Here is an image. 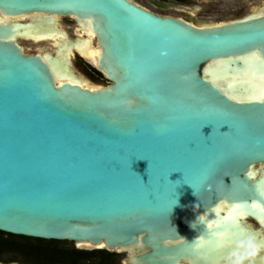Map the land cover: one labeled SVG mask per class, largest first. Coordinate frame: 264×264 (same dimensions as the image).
I'll return each instance as SVG.
<instances>
[{"label": "water", "instance_id": "obj_1", "mask_svg": "<svg viewBox=\"0 0 264 264\" xmlns=\"http://www.w3.org/2000/svg\"><path fill=\"white\" fill-rule=\"evenodd\" d=\"M20 38L46 40L29 52ZM96 49L95 64L80 53ZM260 77L264 0L210 20L136 0H0V230L121 264L226 263L235 234L259 230L247 216L264 226Z\"/></svg>", "mask_w": 264, "mask_h": 264}, {"label": "trees", "instance_id": "obj_2", "mask_svg": "<svg viewBox=\"0 0 264 264\" xmlns=\"http://www.w3.org/2000/svg\"><path fill=\"white\" fill-rule=\"evenodd\" d=\"M96 73L102 74L96 70ZM66 240L13 234L0 230V260L4 253H15L21 264H112L114 251L106 248H79ZM95 259H98L95 262Z\"/></svg>", "mask_w": 264, "mask_h": 264}, {"label": "rangeland", "instance_id": "obj_3", "mask_svg": "<svg viewBox=\"0 0 264 264\" xmlns=\"http://www.w3.org/2000/svg\"><path fill=\"white\" fill-rule=\"evenodd\" d=\"M136 1L159 13H168V14H173V15L187 16L186 12L178 11L173 8L163 9L161 11L160 8L151 5L147 0H136ZM183 1H184V4H189L193 2L194 3H198V2L205 3L206 2V0L205 1L203 0H183ZM213 1H215V3L218 4V8H219L218 11L198 12L196 16L199 18H204L206 20L208 19H228V18L235 17V16H238L246 12L249 9L250 4L253 1L256 2L257 0H213ZM259 1L260 0H258L257 2ZM60 21L63 22V24L66 26L67 30L71 34V30L74 29V22L68 19L67 17H64L63 19L60 18ZM22 42L27 43V45H29V42H26V41H22ZM28 51L29 52L36 51L35 46L30 47ZM74 61L78 69H80L83 72L91 73V69L89 65H87L83 60L76 57ZM93 80L96 82V84L106 82V79L103 76L99 75L98 73L97 74L95 73V78H93ZM65 244L75 246V243L70 240H66ZM124 256H125L124 252H116V254L112 257V264H121V260L123 259ZM17 259L19 260V256L16 255L15 253H4L3 259L1 261H10V260H17ZM97 261L98 259H95V262ZM85 264H93V263L87 262Z\"/></svg>", "mask_w": 264, "mask_h": 264}, {"label": "flooded vegetation", "instance_id": "obj_4", "mask_svg": "<svg viewBox=\"0 0 264 264\" xmlns=\"http://www.w3.org/2000/svg\"><path fill=\"white\" fill-rule=\"evenodd\" d=\"M171 1H174V2H176V3H181V4H184V1L183 0H171ZM203 1H205V0H203ZM258 1V0H257ZM252 2L251 4H250V6L249 7H251V6H253L254 4H257L258 2ZM186 5H188V8L187 9H181V10H178V11H182V12H186L187 13V16L188 17H191V18H194V19H197V20H206V19H204V18H199V17H197L196 16V14L198 13V12H212V11H218L219 10V8H218V4L217 3H215V1H213V0H206V2L205 3H203V2H198V3H189V4H186ZM160 10L162 11L163 9L162 8H160ZM175 10H177V9H175ZM243 14V13H242ZM64 17H67L68 19H70L71 21H73L74 22V25L76 26V21H75V19L73 18V17H70V16H63L62 17V19L64 18ZM29 19V17L27 16V17H25L23 20H28ZM208 20H210V19H208ZM63 23V22H62ZM66 27V26H65ZM67 29V28H66ZM68 31V30H67ZM69 32V31H68ZM70 35H74V33H73V30H71V34ZM20 40H22V41H26V42H28L30 39H26V38H20ZM23 44H24V46H26V48H27V51L30 49V48H28V46H27V43H24V42H22ZM33 52H35V51H33ZM76 57H78V58H80L81 60H83L87 65H89V67H90V69H91V73L90 72H83V71H81L80 69H78V67H77V65H76V63H75V58ZM72 61H73V64H74V66L80 71V72H82L87 78H89L90 80H92V81H94L93 80V78H95V73H96V71H95V67L94 66H92L89 62H87L83 57H81L78 53H75L74 54V56H73V58H72ZM97 70V69H96ZM100 72V71H99ZM101 73V72H100ZM97 74V73H96ZM103 76V75H102ZM247 221H249V222H251V224L253 225V229H259L258 230V232H256L255 234H254V236L256 237V239H257V241L258 242H261V243H264V226L263 225H261V223L255 218V217H252V216H247L246 218H245ZM11 261V260H10ZM16 261H18L19 262V264H21V262L17 259ZM3 262H8V261H3ZM224 264H226V263H224ZM255 264H264V252H262L261 253V255L256 259V261H255Z\"/></svg>", "mask_w": 264, "mask_h": 264}, {"label": "clouds", "instance_id": "obj_5", "mask_svg": "<svg viewBox=\"0 0 264 264\" xmlns=\"http://www.w3.org/2000/svg\"><path fill=\"white\" fill-rule=\"evenodd\" d=\"M232 244L226 264H255L256 259L264 252V243L258 242L254 235L244 230L235 234Z\"/></svg>", "mask_w": 264, "mask_h": 264}, {"label": "bare ground", "instance_id": "obj_6", "mask_svg": "<svg viewBox=\"0 0 264 264\" xmlns=\"http://www.w3.org/2000/svg\"><path fill=\"white\" fill-rule=\"evenodd\" d=\"M75 26V25H74ZM78 29V26H77V28H76V30ZM79 31H81L80 29H79ZM82 33H84V31L82 30L81 31ZM86 34L88 35V36H90V37H92V33L89 31V30H87V32H86ZM43 40H46V39H42V40H40V39H30L28 42H29V45H27L28 46V48H30V47H34L35 46V48L36 47H40V46H42V42H43ZM48 40V39H47ZM49 40H51V39H49ZM21 41V43H22V40H20ZM47 47H52V44H51V42H49V43H44ZM44 46V45H43ZM26 47V46H25ZM97 49L95 50V52L92 54V53H84V52H82V51H80V53L88 60V61H90L91 63H93V64H95V55H96V53H97ZM97 84L95 83V86H96Z\"/></svg>", "mask_w": 264, "mask_h": 264}, {"label": "snow or ice", "instance_id": "obj_7", "mask_svg": "<svg viewBox=\"0 0 264 264\" xmlns=\"http://www.w3.org/2000/svg\"><path fill=\"white\" fill-rule=\"evenodd\" d=\"M254 79H256V77L253 75V76L251 77V80H254ZM260 79H261V80H264V77H260ZM260 94H261V95H264V85L261 86ZM236 215H237V216H242L243 213H237ZM229 219H232V218L230 217ZM209 227H212V225H209ZM219 235H220V237H223L225 234H224V233H220ZM201 246H202V245H201Z\"/></svg>", "mask_w": 264, "mask_h": 264}]
</instances>
